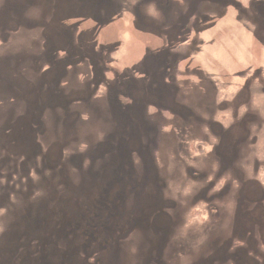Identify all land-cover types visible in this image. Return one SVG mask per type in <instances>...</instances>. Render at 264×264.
Listing matches in <instances>:
<instances>
[{
    "label": "rangeland",
    "instance_id": "obj_1",
    "mask_svg": "<svg viewBox=\"0 0 264 264\" xmlns=\"http://www.w3.org/2000/svg\"><path fill=\"white\" fill-rule=\"evenodd\" d=\"M30 1L0 0V264L68 263L45 241L78 222L103 225V264H264V0H111L113 17L104 0H76L71 28ZM46 38L71 50L49 60ZM59 74L71 99L43 122L73 131L61 187L43 178L37 113ZM104 182L135 218L117 239L106 229L119 213L83 215ZM90 238L78 240L89 252Z\"/></svg>",
    "mask_w": 264,
    "mask_h": 264
},
{
    "label": "trees",
    "instance_id": "obj_2",
    "mask_svg": "<svg viewBox=\"0 0 264 264\" xmlns=\"http://www.w3.org/2000/svg\"><path fill=\"white\" fill-rule=\"evenodd\" d=\"M67 1H69V4L67 3ZM104 1L106 2V3H104V8H106V9L109 8L110 17H113L112 16L113 14L111 13V10H110V6L112 5L111 0H104ZM37 2L39 4H42L41 0L30 1V3H37ZM48 2L51 4V7L49 9H52L53 14L56 13L57 9L60 12V14H61L60 18H59L60 26H62V25L65 26V24H68L69 27L71 28V26H73L74 24L69 23L68 20H73V19L78 18L79 16L82 15L81 14V5L78 2L76 3V0L64 1V2H66L67 5L70 6V9L69 10L67 9L64 12H61V7L63 8L65 6L64 3H61V5L59 6L58 0H49ZM8 21H9V18L6 19V23H8ZM47 25H48V23L45 24V26H47ZM63 36H64V34L62 36H59L60 39L63 38ZM57 39H59V38H57ZM45 41H46V43L44 42L45 47H44V49L42 48V53L49 60L52 59L54 56H60L63 51L66 52V51L71 50V48L58 45L52 39L47 40V38H46ZM168 55H169V53H168ZM62 60H63V58H60L59 62L61 63ZM172 61H173V59L169 58L168 65H172ZM65 62H66L65 64L70 65V63L72 64L75 61L73 60L71 62V59H66ZM44 72H45V70H44ZM45 76H47V75L45 74ZM59 77H60V74L57 76V79H59ZM60 79L54 81L53 85L51 84V86L49 85L48 80H46L44 82L45 83L44 91H45L46 95L41 94L43 104H42V106H40L38 108V112H37L39 117H42V125H39V131L44 133V140H45V147H46V151L44 153V155L46 156L45 157L46 160L44 159V165H45L46 169H48V170L46 172H44L43 178L48 176V181L50 180L49 184L53 183L54 181H57L60 184L59 187L64 186V184L62 183L63 177L62 176L55 177V175H54L52 178V175L55 173V171H57L56 170V161H57V158L60 156L59 147L66 145L67 142L70 140V138H73L70 136L73 131L70 132L69 131L70 128L65 127V130L61 131V132H63V134H66V135L64 137H61L60 134L57 136L56 131L52 132L51 129L50 130L47 129L48 127L46 124H44L43 118H44V114L47 110H53L55 112L56 109L59 108L63 114H65V112H66L64 110V106H65V108L67 107V103L71 99V97L69 95H66L65 89H62L59 87ZM47 84H48V87H47ZM52 88H53V91H52ZM69 110L72 111V108ZM61 119H64V115H63V118H61ZM39 123H41V122L39 121ZM99 144H102V143H99ZM102 146H103V144L101 145L100 150L103 148ZM96 150H97V148H96ZM70 156L71 155L69 154V157ZM26 157L28 158V156H26ZM46 161H47V165L45 164ZM69 161L70 160H68L66 162V160H65L64 163L69 164ZM92 174L97 175V176H104V173H101L99 171H97V173H92ZM99 181H101V180H99ZM38 184L39 183L37 182L36 185H38ZM49 184H47V185H49ZM59 187H55L56 191H58L57 189ZM102 194H103V198L100 202H99V200H97L98 194L95 195L94 201H92L90 204L87 205L86 213L83 212V215H85L86 219H88L90 217H94L96 214H97V216L99 215L101 217H104V210H109L111 212H112V210H114L115 212L119 213L116 216V220L114 222H111V219H110V222H108V223H111L112 230L106 229V235L108 237H110L112 239H114V238L117 239V237L119 236V233L123 230L126 221L129 220L130 222H133L132 219H135V218L131 217V215L128 214L124 210L123 206H120L118 204V200L116 197H115V200H112L114 198V187L110 186L109 183L106 184L104 182V191ZM61 196H62V193L57 194V198L60 200V202H61ZM66 198H68V197H66ZM56 210L57 209H54L53 212H55ZM80 210H83V209L80 208ZM250 210L251 209L248 210V213L250 212ZM252 215H253V213H250L251 217H252ZM252 218L254 219V218H256V216H253ZM121 221H123V222L121 223ZM261 221L262 220H256V223H260ZM56 222L60 223V222H62V219L58 218V220ZM247 224H252V223L249 222ZM53 226L55 227L56 225H53ZM67 228H69V226L66 228L61 227V230L54 232V235H52V236H50V238L46 239L45 244L46 243L51 244L52 246L56 247L55 253L54 254L52 253V254L53 255H60V256L62 255L60 260H59L60 262L65 263L66 260H68V263H65V264H75V262H76L75 255L73 254L74 259L71 257V255L66 256L64 254V250L69 249L73 253H75L78 250V252L80 253L79 255H77V257L79 259V264H87V261L82 256V254L83 255L86 254V256L89 257V259H90L89 261H91L90 264H103L104 260H102V259H104V257L102 259L99 258L103 253L98 248H96L97 246L95 245L96 243H99V246L101 248L104 247V227H103V225L98 224V225H92L89 227L83 225V227H82V224H80V222H78L77 225L75 224V226H71L69 230H67ZM94 235H95V237H94ZM90 236L92 237V239L90 238ZM85 237L90 238L93 241V245H95V248L90 252L87 251V249H89L88 246L84 249L82 244L80 242H78V240H81ZM262 238H264V235H262ZM49 239H51V240H49ZM74 240H77V241H75V244L73 242ZM66 243H68V246L66 248H64ZM248 243L249 244L247 245L248 246L247 249L250 251L253 250V248H254L253 243L250 240H248ZM40 244L41 243H36L35 246L29 247V249L27 251V253L30 254V256L35 260L40 258L39 255H33L34 252L38 249L37 246ZM75 248H76V251H75ZM52 250H53V248H52ZM19 252L21 253L20 250H19ZM26 254H24V257L26 256ZM69 259H71V260L69 261ZM253 261H254L253 264H255L256 259H254ZM15 264H34V263H31V261H29V260L26 261L23 258H21L19 260H16ZM42 264H48V261L46 260V262H42Z\"/></svg>",
    "mask_w": 264,
    "mask_h": 264
},
{
    "label": "flooded vegetation",
    "instance_id": "obj_3",
    "mask_svg": "<svg viewBox=\"0 0 264 264\" xmlns=\"http://www.w3.org/2000/svg\"><path fill=\"white\" fill-rule=\"evenodd\" d=\"M71 108H72V111H70V114L73 113V111H76V108L74 106H71L69 109H71ZM44 180H45V182L47 181L46 178ZM236 214H237V211H236ZM244 247H246V249H247L248 246L247 245L246 246L244 245ZM247 251L250 252V250H248V249H247ZM249 264H251V261L249 262Z\"/></svg>",
    "mask_w": 264,
    "mask_h": 264
}]
</instances>
